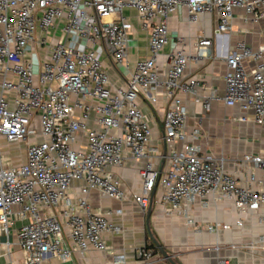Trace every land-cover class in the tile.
I'll use <instances>...</instances> for the list:
<instances>
[{
  "label": "built area",
  "instance_id": "obj_1",
  "mask_svg": "<svg viewBox=\"0 0 264 264\" xmlns=\"http://www.w3.org/2000/svg\"><path fill=\"white\" fill-rule=\"evenodd\" d=\"M127 7L136 11L148 34L149 55L135 63L124 85L114 87L102 59L129 72V23L122 15ZM179 7L186 9L188 22L201 14H216V34L230 31L234 9H241L251 21L264 22V0H0V235L8 234L13 218L20 221L16 239L25 252L23 264H44L49 254L66 262L73 249L80 253L106 249L104 234L120 231L109 216L122 210L100 211L88 194L95 190L105 197L125 198L111 168L122 166L126 155L142 162L137 169L140 192L133 200L143 212L156 184L168 211L184 215L188 225L194 220L188 205L207 195L213 201L231 200L240 213L264 209V184L253 172L264 170V157L243 155L241 163L250 165L252 172L247 184L240 185L225 170L222 155L199 154V146L189 140L197 137L198 129L187 134V111L177 92L196 95L207 88L201 77L186 76L184 70L189 59L209 55L211 39L199 34L190 55L184 51V37H177L164 73H159L168 18ZM38 50L42 52L34 58ZM263 52L264 42L253 48L241 40L226 50L221 97L226 105L250 111L261 126ZM245 60L255 62L251 71L245 69ZM158 89L166 103L160 134L164 152L152 146L149 121L137 104V100L154 104ZM208 90L202 101L205 111L218 98ZM31 137L39 140L29 142ZM22 140L27 142L24 157L16 163L2 150V143ZM154 158L164 168L156 167ZM73 181L80 184L75 187ZM252 182L260 188L254 190ZM258 218L264 222V210ZM234 224L242 226V220ZM218 227L231 225L218 221L208 225L211 230ZM257 242L264 243V233ZM136 255L141 264H150L154 256L146 246ZM114 261L125 264L124 253L115 254ZM217 264L230 261L220 257Z\"/></svg>",
  "mask_w": 264,
  "mask_h": 264
},
{
  "label": "crops",
  "instance_id": "obj_2",
  "mask_svg": "<svg viewBox=\"0 0 264 264\" xmlns=\"http://www.w3.org/2000/svg\"><path fill=\"white\" fill-rule=\"evenodd\" d=\"M122 15L129 23L127 37V60L129 72L122 67L113 66L106 59L102 62L108 66L109 79L114 87L124 85L135 63L149 55L148 34L141 28L136 11L133 8H124ZM216 14H201L197 21L188 22L184 7H179L168 18L167 41L164 44L158 58V69L162 76L166 65L167 55L174 51L176 38L184 37L183 48L185 53L194 55V40L202 34L211 39L209 55L199 59H189L184 70V75H198L206 83V89H198L196 95L177 92V96L183 101L187 111V134L193 129H198V135L193 141L199 146L200 155L225 158V170L232 173L240 185L247 184V178L252 172L250 165L241 163L245 154L261 155L264 157V126L257 125L252 119L250 111H243L238 106L226 105L222 100L224 94L225 60L226 50H230L238 41L255 48L264 42V22L247 19L241 9H234L231 21V29L226 33H215ZM39 51V56L41 50ZM38 56V57H39ZM35 57L34 58H38ZM264 63V52L261 56ZM247 71H251L255 62L245 60L243 62ZM212 89L218 95L211 101L210 109L205 111L202 106L203 99ZM157 99L152 105L142 100H137L138 106L143 110L149 121L152 131V146L158 151L164 152L166 147L161 139V121L165 109V101L161 96V89L156 91ZM246 120L241 121L240 117ZM24 155L21 157L23 158ZM19 163V160L13 159ZM154 164L158 168H164L160 159L154 158ZM142 162H135L126 155L122 166L112 167L111 171L120 181L121 188L125 192L123 200H117L100 195L91 190L88 200L92 206L100 211L121 209V213H113L109 218L120 227L117 233H105L107 247L100 251L88 249L80 253L73 249L69 260L60 261L52 255H47L44 264H118L114 261V255L124 253L125 264H141L136 255V250L141 246L150 247V239L147 231L145 214L133 200V196L140 192V177L137 174ZM254 174L264 184V170L255 169ZM80 182L73 181V186ZM254 190L260 188V184H249ZM153 199L149 217V228L153 236L173 259L181 264H217L220 257H227L230 264H264V243H258V237L264 233V222L259 221V214L263 208L238 212L232 201L220 199L213 201L209 195L205 198H196L188 205L189 214L193 223L187 224L182 214L169 212L167 205L161 202L162 188L156 184L153 188ZM240 218L242 226H235L234 221ZM216 221L221 224H229V229L218 227L211 230L208 225ZM20 221L13 218L9 225L8 234L0 235V264H23L25 252L20 248L16 239V230ZM66 244L72 243L65 234ZM153 243V242H152ZM254 243L253 247L232 248V244ZM154 244V243H153ZM218 244L220 248L213 247ZM155 246V245H154ZM157 249V248H156ZM153 252L150 264H169L158 252Z\"/></svg>",
  "mask_w": 264,
  "mask_h": 264
},
{
  "label": "rangeland",
  "instance_id": "obj_3",
  "mask_svg": "<svg viewBox=\"0 0 264 264\" xmlns=\"http://www.w3.org/2000/svg\"><path fill=\"white\" fill-rule=\"evenodd\" d=\"M40 29L37 28L36 33L38 34ZM59 34V31H56L55 35L57 36ZM35 53V57L39 56V51H34ZM103 67L106 69L107 73L109 74V68L108 66L105 65V63L103 62ZM142 110V109H141ZM143 113L146 112V110H142ZM29 142H33L36 140H39V138H29L28 139ZM0 141H2V139H0ZM26 141H18V142H12V143H2V150L4 152L10 153V155L12 156L13 159H15L16 161L20 159V157H22L24 155L25 149H26Z\"/></svg>",
  "mask_w": 264,
  "mask_h": 264
},
{
  "label": "water",
  "instance_id": "obj_4",
  "mask_svg": "<svg viewBox=\"0 0 264 264\" xmlns=\"http://www.w3.org/2000/svg\"><path fill=\"white\" fill-rule=\"evenodd\" d=\"M153 190L150 194V198H149V202L148 205L146 207V214H145V220H146V226H147V231L150 239L152 240V242L154 243L155 247L157 248L158 252L160 253V255L169 263V264H181L179 262H177L175 259H173V257L167 253V251L163 248V246L159 243V241L153 236V234L150 232V228H149V217H150V213H151V201L153 199Z\"/></svg>",
  "mask_w": 264,
  "mask_h": 264
},
{
  "label": "trees",
  "instance_id": "obj_5",
  "mask_svg": "<svg viewBox=\"0 0 264 264\" xmlns=\"http://www.w3.org/2000/svg\"><path fill=\"white\" fill-rule=\"evenodd\" d=\"M150 247L152 248V250H153L154 252L157 251L156 247L154 246V244H153L151 241H150Z\"/></svg>",
  "mask_w": 264,
  "mask_h": 264
}]
</instances>
